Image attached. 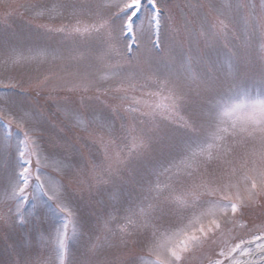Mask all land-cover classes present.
<instances>
[{
  "label": "snow or ice",
  "instance_id": "1",
  "mask_svg": "<svg viewBox=\"0 0 264 264\" xmlns=\"http://www.w3.org/2000/svg\"><path fill=\"white\" fill-rule=\"evenodd\" d=\"M19 7L47 23L0 36V264H264V0Z\"/></svg>",
  "mask_w": 264,
  "mask_h": 264
},
{
  "label": "rangeland",
  "instance_id": "2",
  "mask_svg": "<svg viewBox=\"0 0 264 264\" xmlns=\"http://www.w3.org/2000/svg\"><path fill=\"white\" fill-rule=\"evenodd\" d=\"M36 0H0V36H4L5 34L11 35L13 33H27L29 26L35 27L38 24L47 23L45 19L37 18L35 13L29 10H25L24 8L19 7L20 4H28V3H35ZM177 0H173V3H176ZM254 2L259 3V0H254ZM5 14H7V18L5 19ZM59 23V21H57ZM143 52V48H141ZM135 51L133 55H135ZM48 66L44 65L38 71L35 69H20L17 71V75H24L27 77L31 75L33 78L39 77L40 79L43 78L44 74H47ZM107 86V85H105ZM27 91L31 93L33 97L36 95V90L32 88H28ZM68 95L67 92H60L55 99H62L64 96ZM75 99H79L78 96H75ZM45 101H47L45 103ZM40 102L44 105V111L46 113L55 112V103L53 100L47 99V90L43 91L40 97ZM109 103H118V101H111ZM97 107H102L97 105ZM106 110V109H105ZM75 135V132L72 134ZM49 139H54V137H45L44 148L47 151H57L58 149L53 147V144L47 142ZM93 152L96 151L95 148L92 149ZM90 159L87 155H85V160ZM48 172L51 173L54 179L63 180L67 182L65 176L62 174L54 171L52 167L47 169ZM90 177L85 174L79 177H73L72 189L76 191L77 198L79 200L81 211L84 213L85 216H89L94 212H101L103 208L101 205L95 204V201L91 200L89 196L87 181ZM77 180H84L85 183L83 184V192L79 191V187L77 184ZM96 199H100L99 196ZM95 206L93 207V205ZM7 210L6 206L0 205V213L5 212ZM256 213L259 212V209L255 210ZM255 215V213H254ZM132 251H139V249H132ZM119 255V253H117ZM0 259H8V255L5 251H3V245H0Z\"/></svg>",
  "mask_w": 264,
  "mask_h": 264
}]
</instances>
